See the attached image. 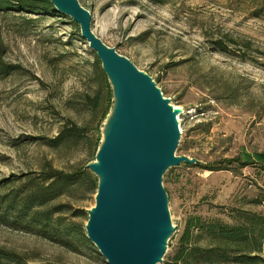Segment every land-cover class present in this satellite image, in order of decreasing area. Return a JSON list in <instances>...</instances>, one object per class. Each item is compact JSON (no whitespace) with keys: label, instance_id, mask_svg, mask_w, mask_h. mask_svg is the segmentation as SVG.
Listing matches in <instances>:
<instances>
[{"label":"rangeland","instance_id":"obj_1","mask_svg":"<svg viewBox=\"0 0 264 264\" xmlns=\"http://www.w3.org/2000/svg\"><path fill=\"white\" fill-rule=\"evenodd\" d=\"M78 1L91 14L92 31L182 109L176 155L215 167L264 150V0ZM0 62L9 69L0 70V180L14 181L0 183L4 195L25 187L22 175L35 181L48 167L71 173L91 159L106 104L100 63L61 13H0ZM74 126L80 135L53 140ZM223 167L180 165L164 173L178 225L165 261L188 217L230 222L238 211H264V169ZM94 191L86 180L48 204L61 207L53 219L74 229L24 226L0 212V251L30 264H107L83 229Z\"/></svg>","mask_w":264,"mask_h":264},{"label":"water","instance_id":"obj_2","mask_svg":"<svg viewBox=\"0 0 264 264\" xmlns=\"http://www.w3.org/2000/svg\"><path fill=\"white\" fill-rule=\"evenodd\" d=\"M49 2L78 25L110 91L93 155L82 166L96 184L94 202L86 209L85 236L107 264H161L178 230L163 175L174 166L206 163L175 154L182 109L145 70L92 31L90 12L78 0Z\"/></svg>","mask_w":264,"mask_h":264},{"label":"trees","instance_id":"obj_3","mask_svg":"<svg viewBox=\"0 0 264 264\" xmlns=\"http://www.w3.org/2000/svg\"><path fill=\"white\" fill-rule=\"evenodd\" d=\"M27 12L45 15H57L49 0H0V13L5 12ZM228 42H235L228 39ZM219 48V47H218ZM227 51L226 47H220ZM240 60H245L241 58ZM0 70H9L0 62ZM104 88L101 99L105 106L101 112V119L104 117L110 106V91L103 72ZM96 96L97 104L99 98ZM98 130V129H97ZM82 132L81 128L67 127L65 131L58 133L53 140L58 141L67 136H77ZM98 141L96 138L95 146ZM227 165L210 164L194 165L205 170H220L223 166L243 168L250 165H258L264 169V150L259 152H243L238 157L229 158L224 161ZM186 167H192L185 165ZM25 187L9 191L0 195V212L3 217L12 216L21 221L24 226L27 223L48 229L51 223H58L65 229H74L73 225L66 224L53 216L61 212V207L55 205L48 207V204L56 197L64 194L73 185H79L86 180L93 183L94 179L90 173L81 167L71 173L48 167L39 172L35 181H31L27 175ZM21 176V177H22ZM171 182V180L168 179ZM14 184L9 178L0 180V183ZM95 193V191H94ZM203 243H198V240ZM164 263L168 264H264V211L262 213L238 211L233 220L228 222L218 217H202L194 215L188 217L186 225L176 240V247ZM0 264H30L12 252L0 251Z\"/></svg>","mask_w":264,"mask_h":264}]
</instances>
